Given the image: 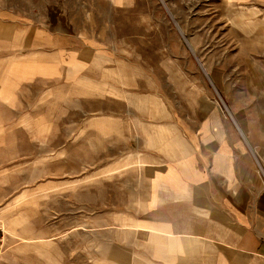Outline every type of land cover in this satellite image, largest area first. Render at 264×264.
Here are the masks:
<instances>
[{
  "label": "rangeland",
  "instance_id": "1",
  "mask_svg": "<svg viewBox=\"0 0 264 264\" xmlns=\"http://www.w3.org/2000/svg\"><path fill=\"white\" fill-rule=\"evenodd\" d=\"M262 111L264 0H0V264L213 262L162 168Z\"/></svg>",
  "mask_w": 264,
  "mask_h": 264
},
{
  "label": "crops",
  "instance_id": "2",
  "mask_svg": "<svg viewBox=\"0 0 264 264\" xmlns=\"http://www.w3.org/2000/svg\"><path fill=\"white\" fill-rule=\"evenodd\" d=\"M34 45L39 47L38 42ZM262 112L263 119L256 125L258 135L244 134L241 129L240 135L227 129L214 134L216 124L209 122V134L185 136L188 146L177 151L174 163L167 161L164 166L161 152L154 154L159 159L156 164L165 170L160 178L161 205L178 208L177 219L161 217L158 222L183 224L176 233L196 237L208 247L210 254L198 253L215 258L208 264H264Z\"/></svg>",
  "mask_w": 264,
  "mask_h": 264
},
{
  "label": "built area",
  "instance_id": "3",
  "mask_svg": "<svg viewBox=\"0 0 264 264\" xmlns=\"http://www.w3.org/2000/svg\"><path fill=\"white\" fill-rule=\"evenodd\" d=\"M2 250H3V243L2 240L0 239V255L2 254Z\"/></svg>",
  "mask_w": 264,
  "mask_h": 264
},
{
  "label": "bare ground",
  "instance_id": "4",
  "mask_svg": "<svg viewBox=\"0 0 264 264\" xmlns=\"http://www.w3.org/2000/svg\"><path fill=\"white\" fill-rule=\"evenodd\" d=\"M142 163V162H141ZM152 170V169H151Z\"/></svg>",
  "mask_w": 264,
  "mask_h": 264
}]
</instances>
